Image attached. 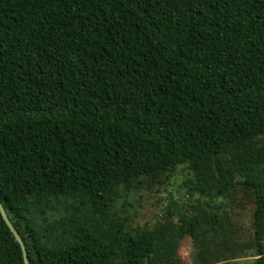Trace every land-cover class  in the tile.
I'll use <instances>...</instances> for the list:
<instances>
[{"label":"trees","instance_id":"obj_1","mask_svg":"<svg viewBox=\"0 0 264 264\" xmlns=\"http://www.w3.org/2000/svg\"><path fill=\"white\" fill-rule=\"evenodd\" d=\"M261 134L264 0H0V202L29 264H101L103 254L83 226L63 247L40 242L28 194L68 189L105 212L117 183L185 163L190 193H251L253 264H264V168L243 167L238 181L232 167L213 168ZM178 219L194 232L191 217ZM114 227L127 260L152 254V229ZM0 264H24L1 214Z\"/></svg>","mask_w":264,"mask_h":264},{"label":"rangeland","instance_id":"obj_2","mask_svg":"<svg viewBox=\"0 0 264 264\" xmlns=\"http://www.w3.org/2000/svg\"><path fill=\"white\" fill-rule=\"evenodd\" d=\"M232 167L235 180L242 179V168H264V134L246 149L227 147L214 159ZM195 171L181 164L168 177L139 174L115 185L104 211L80 192L68 189L28 194L22 203L27 218L37 230L40 242L63 247L75 239L81 226L102 244L101 264H253L258 255L254 241L251 193L235 186L225 196L206 197L189 192ZM176 203L178 208L173 205ZM191 217L196 228L188 233L178 219ZM115 222L124 233L152 229V254L130 262L113 236Z\"/></svg>","mask_w":264,"mask_h":264},{"label":"water","instance_id":"obj_3","mask_svg":"<svg viewBox=\"0 0 264 264\" xmlns=\"http://www.w3.org/2000/svg\"><path fill=\"white\" fill-rule=\"evenodd\" d=\"M0 214H1L2 218H3V220L5 221V223L7 224L8 228L10 229L12 234L14 235L16 241L20 244V247H21V250H22L24 264H29L25 244H24L20 234L18 233V231L15 229L14 225L10 221V219L8 217V214H7L6 210L4 209V207L2 206L1 202H0Z\"/></svg>","mask_w":264,"mask_h":264}]
</instances>
